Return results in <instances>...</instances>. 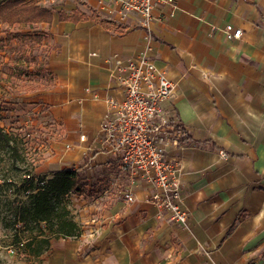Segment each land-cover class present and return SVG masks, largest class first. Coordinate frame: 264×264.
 Masks as SVG:
<instances>
[{
  "label": "crops",
  "instance_id": "crops-1",
  "mask_svg": "<svg viewBox=\"0 0 264 264\" xmlns=\"http://www.w3.org/2000/svg\"><path fill=\"white\" fill-rule=\"evenodd\" d=\"M49 1L54 20L37 31L48 46L43 72L53 81L27 96L51 124L60 159L39 174L85 171L80 195L92 198L77 210L80 195L70 199L80 237L53 239L34 260L264 264V0H174V7L155 9L147 27L135 16L120 20L104 1ZM60 11L84 18L60 22ZM226 26L240 29V39H227ZM146 38L149 57L175 83L163 112L192 140L184 145L175 135L164 153L181 169L187 228L144 201L151 190L145 183L136 181L134 201L125 202L128 179L102 150L108 101L122 99L111 79L115 58L136 57Z\"/></svg>",
  "mask_w": 264,
  "mask_h": 264
},
{
  "label": "built area",
  "instance_id": "built-area-1",
  "mask_svg": "<svg viewBox=\"0 0 264 264\" xmlns=\"http://www.w3.org/2000/svg\"><path fill=\"white\" fill-rule=\"evenodd\" d=\"M112 6L120 20L135 16L147 27L154 19V11L162 5L173 6L174 0H100ZM227 39L238 40L240 29L226 26ZM145 49L136 57L115 58L111 75L122 95L120 101L110 99L112 117L105 127L102 150L114 157L121 174L128 179L124 190L125 202L134 201L136 181L145 183L150 192L144 201L167 213L172 222L187 228V214L181 208V169L179 163L165 159L166 147L172 137L173 125L165 116L162 104L175 90V83L159 70L149 57V38ZM84 137L81 136L80 140ZM220 157H225L223 152Z\"/></svg>",
  "mask_w": 264,
  "mask_h": 264
},
{
  "label": "trees",
  "instance_id": "trees-1",
  "mask_svg": "<svg viewBox=\"0 0 264 264\" xmlns=\"http://www.w3.org/2000/svg\"><path fill=\"white\" fill-rule=\"evenodd\" d=\"M92 14L96 17L94 12ZM57 16L60 22L76 23L84 18L78 12L67 16L60 11ZM54 17L53 11L35 4H26L22 0L0 1V25H6L8 28L51 25ZM14 38H24V36L18 33L14 35ZM34 40L39 46L42 42L41 35ZM33 46L34 43L30 47L32 51ZM38 70V74L43 73V69ZM23 72L26 71L23 69ZM45 74L46 85L42 86L41 90L48 89L53 81L49 73ZM173 133L178 134L181 144L192 143L190 135L180 125H173ZM16 145L15 139L0 128V162H3L2 155L6 153L16 157L18 154ZM11 162L9 171H17L16 161ZM1 175L0 173V206L3 207V211H0V223L4 228L14 231L15 243L20 244L27 258L40 257L49 249L51 239L80 237L79 225L75 222L69 205L72 195H80L81 189L85 186L83 172L63 170L49 176H42L29 170L21 180L19 189L15 188L13 180ZM20 195H23L25 199L16 202Z\"/></svg>",
  "mask_w": 264,
  "mask_h": 264
},
{
  "label": "rangeland",
  "instance_id": "rangeland-1",
  "mask_svg": "<svg viewBox=\"0 0 264 264\" xmlns=\"http://www.w3.org/2000/svg\"><path fill=\"white\" fill-rule=\"evenodd\" d=\"M22 1L53 11L49 0ZM38 26L8 28L6 25H0V128L15 139L18 150L16 157H12L11 153L2 155L0 173L1 177L7 176L13 180L17 189L27 171L33 170L36 175H40V171L44 169H47L44 172H49L48 169H53L54 160L60 159L57 156L59 149H54L51 145L53 136L48 132L51 124L44 120L42 112L34 107V102L28 101L30 98L27 96L38 91L39 87L41 90V87L46 85V74L44 72L38 74V69H43L48 46L46 42H41L39 47L35 44L36 37L44 36V33L37 31ZM27 29L31 31L26 32ZM17 31H21L20 35L24 38H14ZM33 43L34 50L32 51L30 47ZM23 69L26 72H23ZM13 160L16 161L15 165L18 170L11 172L9 169ZM94 173L99 172L94 171ZM93 195L95 198L100 196L98 192ZM74 197L77 196L72 195L71 198ZM88 198L92 196L86 198L84 194L80 195V200L76 202L77 207L73 210L79 209L83 201H87ZM11 199L14 198L11 197ZM24 199V196L20 195L16 202ZM2 209L3 207L0 206L1 212ZM0 264H40L37 260L27 258L20 244L15 243L14 231L4 228L1 223Z\"/></svg>",
  "mask_w": 264,
  "mask_h": 264
}]
</instances>
